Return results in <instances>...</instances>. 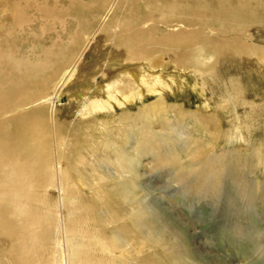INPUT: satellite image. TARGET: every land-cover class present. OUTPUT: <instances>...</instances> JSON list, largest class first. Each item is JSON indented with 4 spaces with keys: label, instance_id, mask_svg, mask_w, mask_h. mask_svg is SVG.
<instances>
[{
    "label": "bare ground",
    "instance_id": "1",
    "mask_svg": "<svg viewBox=\"0 0 264 264\" xmlns=\"http://www.w3.org/2000/svg\"><path fill=\"white\" fill-rule=\"evenodd\" d=\"M263 32L264 0H0V264H128L140 244L161 253L137 264H190L138 190L164 169L214 189L243 159L212 152L217 114L168 104L162 72L114 67L166 52L213 92L224 57L261 73Z\"/></svg>",
    "mask_w": 264,
    "mask_h": 264
},
{
    "label": "rangeland",
    "instance_id": "2",
    "mask_svg": "<svg viewBox=\"0 0 264 264\" xmlns=\"http://www.w3.org/2000/svg\"><path fill=\"white\" fill-rule=\"evenodd\" d=\"M104 56L103 53L99 57ZM156 58L163 60V66H154L149 59H144L142 66L141 63L124 66L118 62L114 68L122 70V73L137 72V75L148 78L159 76L162 72L163 80L175 92L169 93L168 104L180 105L183 111L201 112L202 108L209 106L217 114L222 131L221 138L212 147L216 151H211L224 154L231 150L234 158L238 161L243 159L233 173L243 179L247 186L243 191L235 186L231 182L234 175L231 172L216 188L196 190L191 183L192 176L178 178L175 175L179 172L175 174L164 169L157 170L151 179L152 184L138 192L144 196L147 208L155 210L160 221L169 225V238H177L174 248L181 250L190 264H264V68L256 66L261 71L258 73L240 63L232 65L224 57L221 66L214 69L218 81L212 92L207 78L177 62L169 53L159 52ZM88 75L94 77L92 75L95 74ZM71 93L73 90L70 88L60 89L56 99L66 98ZM149 102L140 106L144 107ZM136 110L134 108L132 111ZM61 118L67 119V116L61 114ZM209 152L206 153L208 157ZM178 156L176 161L182 163L183 156ZM106 226L110 229V222ZM153 249L147 251L144 245H137L133 249L137 262H126L137 264L144 252L145 256L161 253V249ZM117 252L114 250L113 256Z\"/></svg>",
    "mask_w": 264,
    "mask_h": 264
}]
</instances>
